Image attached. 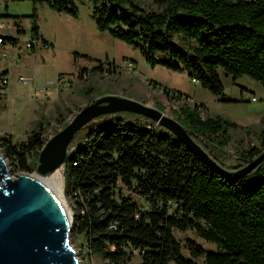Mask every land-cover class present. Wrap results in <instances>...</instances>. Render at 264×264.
<instances>
[{"label": "trees", "instance_id": "obj_1", "mask_svg": "<svg viewBox=\"0 0 264 264\" xmlns=\"http://www.w3.org/2000/svg\"><path fill=\"white\" fill-rule=\"evenodd\" d=\"M30 1L79 15L80 0ZM87 1L98 30L140 51L154 68L186 73L217 96L225 92L220 70L264 86V0H156L159 10L136 0ZM35 18L32 35L40 40ZM164 93L171 95L167 88ZM183 97L189 98L176 92L173 99ZM173 113L225 170H240L264 152V128L254 135L208 115L203 103H184ZM98 119L76 134L64 166L65 194L76 209L72 236L84 238L90 255L105 264H132L136 253L139 264H264V161L246 177L230 179L151 119L127 112ZM41 124L26 142L0 139L18 172H36L48 141ZM235 130L258 145L233 152ZM190 229L218 251L188 240L185 257L174 231Z\"/></svg>", "mask_w": 264, "mask_h": 264}, {"label": "rangeland", "instance_id": "obj_2", "mask_svg": "<svg viewBox=\"0 0 264 264\" xmlns=\"http://www.w3.org/2000/svg\"><path fill=\"white\" fill-rule=\"evenodd\" d=\"M136 1L149 10H159L156 0ZM78 5L79 15L72 16L56 12L45 4L35 5L30 0H0V27L11 24L14 39L0 44V80L4 74L8 78L6 99L0 104L1 140L10 138L14 144L26 142L40 123L49 140L81 109L105 95L131 98L153 108L162 106L163 112L174 118L173 112L183 104L170 99L177 90L189 95L191 106L203 103L212 117L220 116L240 127L250 128L248 131L254 135L264 128V86L261 83L246 75L234 80L220 70L225 92L222 96L214 95L194 83L186 73L152 67L140 51L113 38L109 32L98 30L90 2L80 0ZM34 14L40 40H36L34 48L27 49L26 44L33 36ZM3 34L6 31L0 29V37ZM3 53L8 54L7 62L1 59ZM129 64L134 65L135 72L128 68ZM165 88L171 94L169 97L164 93ZM251 97L258 101L252 102ZM100 122L102 119L93 120L81 132ZM231 137L233 152L258 145L245 130L231 131ZM0 154L7 160L11 177L23 173L17 171L1 148ZM57 176L62 179V188L52 180L48 183L56 193L62 194L61 201L74 222L76 209L65 194L63 168ZM174 235L187 258H190L186 248L188 240L208 252L218 251L216 244L202 239L195 230H175ZM71 243L80 264H105L83 248L82 236L71 235ZM139 263L136 253L132 264ZM197 263L203 264V260Z\"/></svg>", "mask_w": 264, "mask_h": 264}, {"label": "water", "instance_id": "obj_3", "mask_svg": "<svg viewBox=\"0 0 264 264\" xmlns=\"http://www.w3.org/2000/svg\"><path fill=\"white\" fill-rule=\"evenodd\" d=\"M123 112L143 116L167 128L204 163L230 179L246 177L264 161L262 152L240 170H225L181 123L163 111L127 97L102 96L81 109L47 141L34 175L22 173L11 177L7 160L0 154V264H80L71 243L73 218L43 179L64 168L76 134L87 124Z\"/></svg>", "mask_w": 264, "mask_h": 264}, {"label": "built area", "instance_id": "obj_4", "mask_svg": "<svg viewBox=\"0 0 264 264\" xmlns=\"http://www.w3.org/2000/svg\"><path fill=\"white\" fill-rule=\"evenodd\" d=\"M0 29L6 31V34L1 35V37H0V44L4 43L7 40L6 38H13V36H12V25L11 24H8V25L1 24ZM35 43H36V39L32 36L31 41H29L26 44L27 49H31L32 47L34 48ZM1 59L3 61L7 62L8 61V54L3 53L2 56H1ZM16 64H17V62H16ZM128 68L130 70H133V72H135V69H134V65L133 64H129V67ZM21 80L24 81V79H21ZM193 82L196 83V84H199L197 81H193ZM7 87H8V78H7V74H4L2 76V78H1V80H0V104L5 102L6 93H7ZM173 96L170 99L174 100L173 99ZM251 101L252 102H257L258 99L256 97H251ZM174 102H178V101L175 99ZM182 102H183V104L184 103H187L188 104V103H191L192 100H191L190 97L189 98L183 97L182 100L180 101V103H182ZM70 153H71V150H70ZM70 153H69V156H70ZM63 171H64V168H63ZM114 227L115 226H112V228H114Z\"/></svg>", "mask_w": 264, "mask_h": 264}, {"label": "bare ground", "instance_id": "obj_5", "mask_svg": "<svg viewBox=\"0 0 264 264\" xmlns=\"http://www.w3.org/2000/svg\"><path fill=\"white\" fill-rule=\"evenodd\" d=\"M52 180V182H54V183H59V185H60V188H62V186H63V183H62V179L60 178V177H58L57 176V172L56 173H54V174H51V175H49L48 177H46V178H44L43 179V181H44V183L46 184V185H48L51 189H52V187L49 185V183L48 182H50ZM53 190V189H52ZM54 191V190H53ZM55 192V191H54ZM55 194L60 198V196L62 195L60 192H58V193H56L55 192ZM61 199V198H60ZM67 211V210H66ZM67 213H68V211H67ZM69 215V214H68Z\"/></svg>", "mask_w": 264, "mask_h": 264}, {"label": "crops", "instance_id": "obj_6", "mask_svg": "<svg viewBox=\"0 0 264 264\" xmlns=\"http://www.w3.org/2000/svg\"><path fill=\"white\" fill-rule=\"evenodd\" d=\"M197 85H199V84H197ZM176 92H178V93L180 92V93H182V94H186V93H184V92H181V91H178V90H177ZM186 95H187V94H186ZM188 96H189V95H188Z\"/></svg>", "mask_w": 264, "mask_h": 264}]
</instances>
